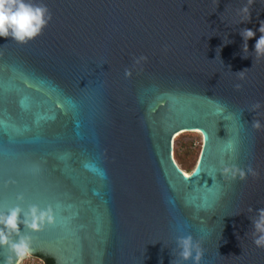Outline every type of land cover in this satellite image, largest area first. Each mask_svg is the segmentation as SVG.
I'll return each instance as SVG.
<instances>
[{
  "label": "water",
  "instance_id": "obj_1",
  "mask_svg": "<svg viewBox=\"0 0 264 264\" xmlns=\"http://www.w3.org/2000/svg\"><path fill=\"white\" fill-rule=\"evenodd\" d=\"M42 2L41 35L0 38V211L55 215L24 229L34 256L178 264L191 235L200 264H264L251 224L264 208V0ZM243 28L256 31L248 58ZM180 132L203 134L190 174Z\"/></svg>",
  "mask_w": 264,
  "mask_h": 264
},
{
  "label": "clouds",
  "instance_id": "obj_2",
  "mask_svg": "<svg viewBox=\"0 0 264 264\" xmlns=\"http://www.w3.org/2000/svg\"><path fill=\"white\" fill-rule=\"evenodd\" d=\"M242 11L247 19L241 23L251 22L248 8L245 7ZM51 19V13L42 0L39 3L35 0H0V38H10L19 44H26L41 35ZM257 31L261 35L255 41L253 52L257 58H261L264 57V21L260 22ZM239 35L243 40V58H248L244 53L249 51L248 41L256 37V31L243 28ZM254 127H260L258 121ZM223 171L225 174L231 172L233 177L236 175L229 168H224ZM240 178H244L243 172H240ZM17 199L22 201L24 197L20 194ZM256 213V217L251 219L253 243L257 248H264V208L257 209ZM54 223L55 215L51 207L41 209L33 204L25 210L17 205L9 208L7 212L0 211V248H7L10 253L6 257H0V264H34L31 237L23 235V231L28 229L39 232ZM176 248L178 264H200L203 249L191 235L178 238Z\"/></svg>",
  "mask_w": 264,
  "mask_h": 264
},
{
  "label": "rangeland",
  "instance_id": "obj_3",
  "mask_svg": "<svg viewBox=\"0 0 264 264\" xmlns=\"http://www.w3.org/2000/svg\"><path fill=\"white\" fill-rule=\"evenodd\" d=\"M180 142H186V143L192 142L193 143L192 150L196 151V153L198 154H196L195 156H190V157L185 156L183 157V163H180L176 156V143H180ZM202 147H203V135L199 132H186L177 137V139L175 140V158L177 162L179 163V165L185 169V170L183 169L184 171L190 172V173L194 171L195 167L197 166L199 162ZM34 262L38 263L42 261L38 259L36 256H34Z\"/></svg>",
  "mask_w": 264,
  "mask_h": 264
},
{
  "label": "trees",
  "instance_id": "obj_4",
  "mask_svg": "<svg viewBox=\"0 0 264 264\" xmlns=\"http://www.w3.org/2000/svg\"><path fill=\"white\" fill-rule=\"evenodd\" d=\"M192 146H193L192 142H189V143H186V142L176 143V156H177V159H178V161L180 163H183V157H185V156L190 157V156H195L196 154H198V153H196V151L192 150ZM196 158H197V156H196ZM34 264H43V263L42 262H38V263L34 262ZM50 264H53V261L50 262Z\"/></svg>",
  "mask_w": 264,
  "mask_h": 264
},
{
  "label": "flooded vegetation",
  "instance_id": "obj_5",
  "mask_svg": "<svg viewBox=\"0 0 264 264\" xmlns=\"http://www.w3.org/2000/svg\"><path fill=\"white\" fill-rule=\"evenodd\" d=\"M37 257L40 258V260H43L45 264H50V262H52V261H53V264H54V260L51 259V258H47L45 256H37Z\"/></svg>",
  "mask_w": 264,
  "mask_h": 264
},
{
  "label": "bare ground",
  "instance_id": "obj_6",
  "mask_svg": "<svg viewBox=\"0 0 264 264\" xmlns=\"http://www.w3.org/2000/svg\"><path fill=\"white\" fill-rule=\"evenodd\" d=\"M179 135H181V132L180 133H178L176 136H175V138L177 139V137L179 136ZM203 135V134H202ZM186 172V171H185ZM187 174H190V172H186Z\"/></svg>",
  "mask_w": 264,
  "mask_h": 264
},
{
  "label": "built area",
  "instance_id": "obj_7",
  "mask_svg": "<svg viewBox=\"0 0 264 264\" xmlns=\"http://www.w3.org/2000/svg\"><path fill=\"white\" fill-rule=\"evenodd\" d=\"M36 257H37V256H36ZM37 258H38V257H37ZM38 259H40V258H38ZM41 261H42L43 264H45L43 260H41Z\"/></svg>",
  "mask_w": 264,
  "mask_h": 264
},
{
  "label": "snow or ice",
  "instance_id": "obj_8",
  "mask_svg": "<svg viewBox=\"0 0 264 264\" xmlns=\"http://www.w3.org/2000/svg\"><path fill=\"white\" fill-rule=\"evenodd\" d=\"M185 176L187 175V174H184Z\"/></svg>",
  "mask_w": 264,
  "mask_h": 264
}]
</instances>
